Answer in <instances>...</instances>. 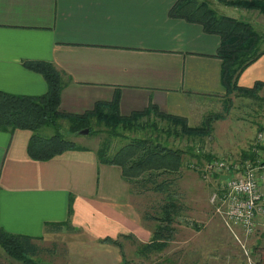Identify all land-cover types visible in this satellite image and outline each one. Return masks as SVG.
<instances>
[{
  "label": "crops",
  "instance_id": "0c3cea01",
  "mask_svg": "<svg viewBox=\"0 0 264 264\" xmlns=\"http://www.w3.org/2000/svg\"><path fill=\"white\" fill-rule=\"evenodd\" d=\"M175 3L0 0V91L46 94L44 77L25 68L26 62L45 61L63 74L62 113L84 114L119 93L123 116L154 104L186 118L191 127L201 126L229 104L217 56L221 38L200 24L172 18ZM220 11L264 33L259 11L229 6ZM257 82H264V55L239 78L245 88ZM32 136L29 130L0 132L1 229L46 238L52 232L45 225L66 222L72 200L71 225L92 240L133 235L151 242L121 167L100 163L97 150L85 147L36 161L28 152ZM252 236L263 264L264 216Z\"/></svg>",
  "mask_w": 264,
  "mask_h": 264
},
{
  "label": "trees",
  "instance_id": "16d2710c",
  "mask_svg": "<svg viewBox=\"0 0 264 264\" xmlns=\"http://www.w3.org/2000/svg\"><path fill=\"white\" fill-rule=\"evenodd\" d=\"M216 1L225 6L257 10L264 14V0ZM170 16L200 24L205 32L221 38L217 56L222 60L221 81L227 97L237 95L256 100L262 98L259 93L264 90V82H257L254 87L245 88L239 86V78L249 66L264 55L262 51L264 33L257 32L249 23L218 14L205 0H176L170 10ZM25 68L44 77L47 92L42 96H28L0 91V132L31 131L33 136L28 146L29 155L36 161H47L67 151L83 148L63 136L59 120L68 121L71 134L81 133L90 128L93 119L105 125L110 135L97 150L100 163L122 168L123 178L130 184L132 196L152 192L163 197L165 201L157 214L150 211L140 213L144 223L155 221L157 225L151 230V242L140 243L139 252L142 255H151L166 250L175 240L177 232L175 223L182 211L175 188L178 186V175L183 168L184 151L164 146L148 138L134 139L114 150L110 138H113V133L118 128L130 130L139 127L141 120L153 116L169 122L182 136L209 137L214 130V123L226 119L231 106L230 99L224 114L209 115L198 127H191L186 118L162 112L154 104L143 111L123 116L119 108V93L112 102H99L93 110L84 114H66L60 112L63 74L52 63L45 61L26 62ZM261 100L264 101V98ZM44 128H53L55 134L43 136L39 131ZM261 150L264 153V146ZM261 164H264V159ZM72 216L71 200L68 220L62 223H47L45 225L47 232L58 233L64 229L76 231L71 225ZM122 239L137 240L133 235H121L117 239L112 237L101 239L99 243L120 248L124 263H127ZM39 240L41 238L13 234L0 228V248L9 258L23 264H43L34 259L41 253V248L37 244Z\"/></svg>",
  "mask_w": 264,
  "mask_h": 264
},
{
  "label": "rangeland",
  "instance_id": "374dc122",
  "mask_svg": "<svg viewBox=\"0 0 264 264\" xmlns=\"http://www.w3.org/2000/svg\"><path fill=\"white\" fill-rule=\"evenodd\" d=\"M205 1L217 12L225 8L216 0ZM260 95L264 98V91ZM229 99L231 106L226 119L214 123V130L209 137L182 136L169 122L153 116L141 120L139 127L130 130L118 128L113 138H110L114 150L134 139L148 138L184 151L183 168L175 188L182 211L175 223V240L166 250L142 255L139 252L142 241L122 239L127 261L124 263L120 248L101 244L80 231L64 229L37 241L41 253L34 259L43 264H262L256 248L252 246L254 236H246L238 230V240L224 226L210 201L212 192L221 186L227 178L226 174H229L207 175L205 170L214 159L228 161L234 167L244 163L258 165L261 161L256 155L260 148L256 145V139L259 133L264 132V101L237 95ZM58 123L67 140L85 148L98 150L110 135L105 125L95 119L87 128V134H71L68 121L59 120ZM39 133L49 137L55 134V130L44 128ZM163 199L149 192L142 196L134 195L132 202L141 214L147 211L157 214L165 202ZM145 225L153 230L157 223L146 221ZM0 264L23 263L9 258L0 248Z\"/></svg>",
  "mask_w": 264,
  "mask_h": 264
},
{
  "label": "built area",
  "instance_id": "2783aa9c",
  "mask_svg": "<svg viewBox=\"0 0 264 264\" xmlns=\"http://www.w3.org/2000/svg\"><path fill=\"white\" fill-rule=\"evenodd\" d=\"M256 145L260 146L257 154L262 158L264 153V132L257 135ZM211 173L229 172L221 186L211 194L210 201L226 228L239 240L237 229L246 236L253 235L258 226L259 217L264 216V164L244 163L236 165L223 160L212 161L205 170Z\"/></svg>",
  "mask_w": 264,
  "mask_h": 264
},
{
  "label": "water",
  "instance_id": "95a60500",
  "mask_svg": "<svg viewBox=\"0 0 264 264\" xmlns=\"http://www.w3.org/2000/svg\"><path fill=\"white\" fill-rule=\"evenodd\" d=\"M82 132L85 133V134H87L88 133V130L86 129V130H83Z\"/></svg>",
  "mask_w": 264,
  "mask_h": 264
}]
</instances>
